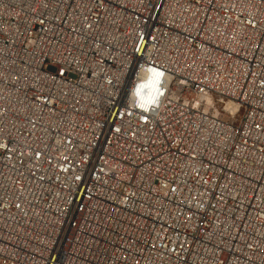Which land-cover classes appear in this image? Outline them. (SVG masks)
<instances>
[{
	"label": "built area",
	"instance_id": "built-area-1",
	"mask_svg": "<svg viewBox=\"0 0 264 264\" xmlns=\"http://www.w3.org/2000/svg\"><path fill=\"white\" fill-rule=\"evenodd\" d=\"M0 264H264V0H0Z\"/></svg>",
	"mask_w": 264,
	"mask_h": 264
},
{
	"label": "bare ground",
	"instance_id": "bare-ground-1",
	"mask_svg": "<svg viewBox=\"0 0 264 264\" xmlns=\"http://www.w3.org/2000/svg\"><path fill=\"white\" fill-rule=\"evenodd\" d=\"M235 108H236V107H235V106H232V105H231V107H230V109L233 110V111H235Z\"/></svg>",
	"mask_w": 264,
	"mask_h": 264
},
{
	"label": "rangeland",
	"instance_id": "rangeland-1",
	"mask_svg": "<svg viewBox=\"0 0 264 264\" xmlns=\"http://www.w3.org/2000/svg\"><path fill=\"white\" fill-rule=\"evenodd\" d=\"M238 116H239V113H238Z\"/></svg>",
	"mask_w": 264,
	"mask_h": 264
}]
</instances>
